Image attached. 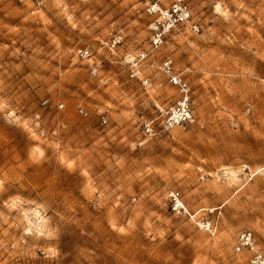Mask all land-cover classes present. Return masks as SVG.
<instances>
[{
  "label": "rangeland",
  "instance_id": "1",
  "mask_svg": "<svg viewBox=\"0 0 264 264\" xmlns=\"http://www.w3.org/2000/svg\"><path fill=\"white\" fill-rule=\"evenodd\" d=\"M38 1L0 0V264H249L234 246L245 229L264 244V0H185L200 32L158 48L156 0ZM142 53L148 86L130 78ZM167 59L195 121L149 137L155 103L180 97Z\"/></svg>",
  "mask_w": 264,
  "mask_h": 264
},
{
  "label": "built area",
  "instance_id": "2",
  "mask_svg": "<svg viewBox=\"0 0 264 264\" xmlns=\"http://www.w3.org/2000/svg\"><path fill=\"white\" fill-rule=\"evenodd\" d=\"M32 1H37L39 4L38 0ZM147 13L153 19L149 29L154 48L161 46L164 39L177 30L188 31L192 34L200 32V27L194 22L191 9L185 0H156L148 7ZM119 42L118 40L117 43ZM78 55L86 58L90 55V51L81 49L78 51ZM146 60L147 54L142 53L135 58L131 57L128 61L131 65L130 78L138 80L144 86L150 85V80L144 75L143 71L142 63ZM160 70L168 81L178 88L180 97L177 101L168 104L155 103L156 119L143 125L144 133L149 137H154L161 132L171 131L177 127L188 129L195 121L187 81L177 73L170 59L162 63ZM77 111L84 117L88 116V112L82 106H78ZM100 122L102 125H107V117L101 116ZM170 198L174 209L187 212L178 192H171ZM204 226L208 231L213 229L211 223H206ZM234 251L237 255H246L249 264H264V244H259L256 235L251 230L245 229L238 233Z\"/></svg>",
  "mask_w": 264,
  "mask_h": 264
}]
</instances>
